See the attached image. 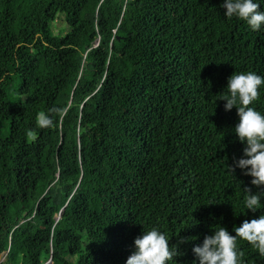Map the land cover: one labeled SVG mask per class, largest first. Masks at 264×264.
Here are the masks:
<instances>
[{"label":"trees","instance_id":"1","mask_svg":"<svg viewBox=\"0 0 264 264\" xmlns=\"http://www.w3.org/2000/svg\"><path fill=\"white\" fill-rule=\"evenodd\" d=\"M221 4L0 0V264H124L152 226L193 264L213 227L264 213H237L258 189L227 171L243 144L217 99L230 74L264 77V28Z\"/></svg>","mask_w":264,"mask_h":264},{"label":"clouds","instance_id":"2","mask_svg":"<svg viewBox=\"0 0 264 264\" xmlns=\"http://www.w3.org/2000/svg\"><path fill=\"white\" fill-rule=\"evenodd\" d=\"M221 7L227 19L241 20L254 32L264 28V10H260L258 0H222ZM261 85H264V77L253 71L230 74L223 87L225 92L217 98L224 101L225 111L235 106L238 120L232 132L243 144L242 156L227 165V171L232 174L235 169H240L243 175L251 178L249 183L258 189L252 192L245 186L243 211L237 212L241 214L245 209L256 212L264 208V114L250 106L257 99ZM36 123L38 127L46 128L53 121L48 113L41 112ZM233 232L229 234L223 226L213 227L199 245H193L191 251L196 258L193 264H241L238 240L247 242L257 255L264 257V213L233 226ZM169 238L157 226L143 230L133 239V250L124 264H169L180 254L177 245H169ZM183 242L185 238H178V243Z\"/></svg>","mask_w":264,"mask_h":264},{"label":"rangeland","instance_id":"3","mask_svg":"<svg viewBox=\"0 0 264 264\" xmlns=\"http://www.w3.org/2000/svg\"><path fill=\"white\" fill-rule=\"evenodd\" d=\"M61 25H62V28L63 27L66 28V25H65V23L63 21L61 22Z\"/></svg>","mask_w":264,"mask_h":264},{"label":"water","instance_id":"4","mask_svg":"<svg viewBox=\"0 0 264 264\" xmlns=\"http://www.w3.org/2000/svg\"><path fill=\"white\" fill-rule=\"evenodd\" d=\"M50 262H51V258H49V260L45 264H49Z\"/></svg>","mask_w":264,"mask_h":264}]
</instances>
